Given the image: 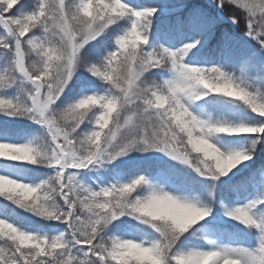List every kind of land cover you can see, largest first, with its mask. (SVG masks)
<instances>
[{"label": "snow or ice", "instance_id": "obj_1", "mask_svg": "<svg viewBox=\"0 0 264 264\" xmlns=\"http://www.w3.org/2000/svg\"><path fill=\"white\" fill-rule=\"evenodd\" d=\"M0 264H264V0H0Z\"/></svg>", "mask_w": 264, "mask_h": 264}, {"label": "trees", "instance_id": "obj_2", "mask_svg": "<svg viewBox=\"0 0 264 264\" xmlns=\"http://www.w3.org/2000/svg\"><path fill=\"white\" fill-rule=\"evenodd\" d=\"M191 0H188V2L190 3ZM25 4L27 5L29 2H31V0H24ZM181 0H169V3H180ZM233 10V9H231ZM230 10V11H231Z\"/></svg>", "mask_w": 264, "mask_h": 264}, {"label": "rangeland", "instance_id": "obj_3", "mask_svg": "<svg viewBox=\"0 0 264 264\" xmlns=\"http://www.w3.org/2000/svg\"><path fill=\"white\" fill-rule=\"evenodd\" d=\"M209 0H191L190 3L207 4ZM231 10V9H229Z\"/></svg>", "mask_w": 264, "mask_h": 264}]
</instances>
